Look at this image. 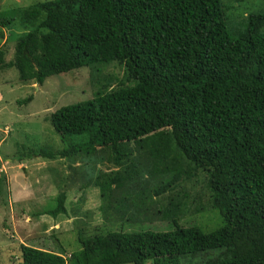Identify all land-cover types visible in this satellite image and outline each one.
Masks as SVG:
<instances>
[{"label":"trees","instance_id":"trees-1","mask_svg":"<svg viewBox=\"0 0 264 264\" xmlns=\"http://www.w3.org/2000/svg\"><path fill=\"white\" fill-rule=\"evenodd\" d=\"M225 10L221 0L37 2L17 11L25 32L10 33L9 61L1 41L11 21L0 19V71L42 86L88 68L91 97L57 109L50 124L62 143L86 136L79 148L108 149L117 167L97 180L103 224L89 234L81 220L79 250L21 244L19 264H180L200 255L202 264H264V12L233 30ZM115 67L122 78L100 77ZM198 171L212 231L180 224L187 194L164 197ZM75 188L83 201L88 185ZM65 191L33 216H66ZM154 221L171 227L138 225Z\"/></svg>","mask_w":264,"mask_h":264},{"label":"rangeland","instance_id":"rangeland-1","mask_svg":"<svg viewBox=\"0 0 264 264\" xmlns=\"http://www.w3.org/2000/svg\"><path fill=\"white\" fill-rule=\"evenodd\" d=\"M44 1L52 0H0V19L11 21V25L4 29L1 41L7 61L13 55V42H6L10 33L18 35L25 32L17 11ZM221 1L233 30L240 29L238 25L247 15L264 12V0ZM87 69L51 76L42 86L19 81L15 69L0 71V264H19L17 259L21 244L57 251V245L61 243L65 256H69L71 252L79 250L76 227H81V220L89 225L86 230L89 234L93 232L92 226L100 227L103 224L99 211L101 200L96 187L100 175H107L117 169L110 151L99 148L91 154L85 148H79L86 142V136H67L68 144L62 143L50 124V115L57 109L91 97V89L87 86ZM101 73L100 77L110 76L112 73L114 77L122 78L123 69H103ZM28 97L31 100L23 102ZM64 149L69 150L60 157ZM41 151L54 158L40 157ZM31 155L36 158H29ZM133 155L137 156V153ZM84 182L88 185V190L84 193L81 209L76 210L78 196L75 195H80L81 192L75 187L81 188ZM23 189L46 196L18 198ZM64 190L67 196V216H58L55 220L48 216H33V212L38 209L44 211L53 208L56 205L54 198ZM183 194H187L188 201L180 224L188 226L197 223L207 227L202 228L204 231H212L216 223L211 221L213 215L208 203L209 192L202 171L196 172L192 179L181 181L173 192L164 197L180 198ZM5 195L6 198L1 197ZM75 217L76 221L71 223L69 220ZM78 218H81L79 222ZM122 225L123 223L117 222L114 226L120 229ZM138 225L151 231H167L171 227L166 221ZM136 226L135 222H128L122 226V231L137 230ZM206 258L207 255L194 259L185 258L180 264H202Z\"/></svg>","mask_w":264,"mask_h":264},{"label":"crops","instance_id":"crops-1","mask_svg":"<svg viewBox=\"0 0 264 264\" xmlns=\"http://www.w3.org/2000/svg\"><path fill=\"white\" fill-rule=\"evenodd\" d=\"M22 165V164H21ZM38 192V191H37ZM32 196H34V198H42V197H45L46 195L44 194H41L40 192L39 193H36V192H33V191H30V189H23L22 191V194H19L18 195V198L21 197V198H32ZM76 197L78 196L77 199H79V195H75ZM67 197V196H66ZM76 218H72L71 220H69L71 223H73V221H75Z\"/></svg>","mask_w":264,"mask_h":264},{"label":"clouds","instance_id":"clouds-1","mask_svg":"<svg viewBox=\"0 0 264 264\" xmlns=\"http://www.w3.org/2000/svg\"><path fill=\"white\" fill-rule=\"evenodd\" d=\"M67 198V197H66ZM66 205V203H65ZM81 205H83V201H79V199L75 202V209L78 210V209H81ZM66 207V206H65ZM67 210V209H66ZM67 215H68V212H67ZM66 215V216H67Z\"/></svg>","mask_w":264,"mask_h":264}]
</instances>
